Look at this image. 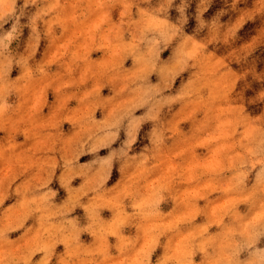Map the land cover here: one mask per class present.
I'll return each instance as SVG.
<instances>
[{
    "label": "rangeland",
    "instance_id": "374dc122",
    "mask_svg": "<svg viewBox=\"0 0 264 264\" xmlns=\"http://www.w3.org/2000/svg\"><path fill=\"white\" fill-rule=\"evenodd\" d=\"M0 264H264V0H0Z\"/></svg>",
    "mask_w": 264,
    "mask_h": 264
}]
</instances>
